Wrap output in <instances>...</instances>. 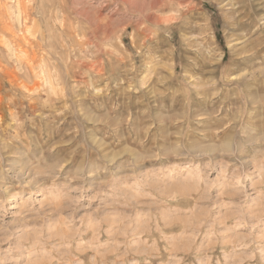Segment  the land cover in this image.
<instances>
[{
	"label": "rangeland",
	"instance_id": "rangeland-1",
	"mask_svg": "<svg viewBox=\"0 0 264 264\" xmlns=\"http://www.w3.org/2000/svg\"><path fill=\"white\" fill-rule=\"evenodd\" d=\"M0 264H264V0H0Z\"/></svg>",
	"mask_w": 264,
	"mask_h": 264
}]
</instances>
